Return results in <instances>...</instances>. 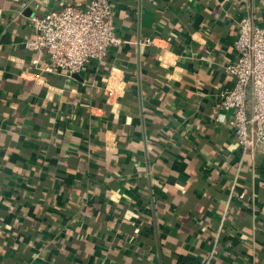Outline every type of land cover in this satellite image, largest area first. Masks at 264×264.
<instances>
[{"label":"crops","instance_id":"obj_1","mask_svg":"<svg viewBox=\"0 0 264 264\" xmlns=\"http://www.w3.org/2000/svg\"><path fill=\"white\" fill-rule=\"evenodd\" d=\"M111 1L122 43L67 76L27 18L87 0H0V264H264V146L219 104L264 0Z\"/></svg>","mask_w":264,"mask_h":264},{"label":"built area","instance_id":"obj_2","mask_svg":"<svg viewBox=\"0 0 264 264\" xmlns=\"http://www.w3.org/2000/svg\"><path fill=\"white\" fill-rule=\"evenodd\" d=\"M242 8L233 42L235 57L224 67L233 82L219 94V104L230 114L233 138L245 154L264 146V26L256 24L249 2ZM112 15L111 0H87L82 8L67 5L42 16L31 15L27 23L34 36L22 45L47 55V72L70 76L90 61H102L110 48L120 46ZM231 189L230 196L233 186ZM215 252L213 249L212 254Z\"/></svg>","mask_w":264,"mask_h":264},{"label":"trees","instance_id":"obj_3","mask_svg":"<svg viewBox=\"0 0 264 264\" xmlns=\"http://www.w3.org/2000/svg\"><path fill=\"white\" fill-rule=\"evenodd\" d=\"M235 143H236V141H235ZM239 237L247 238L245 235L242 234V232L239 233ZM17 264H20V263H17ZM176 264H197V263L195 261H193V260H190V259H187V258H184V257H179L177 259V263Z\"/></svg>","mask_w":264,"mask_h":264}]
</instances>
